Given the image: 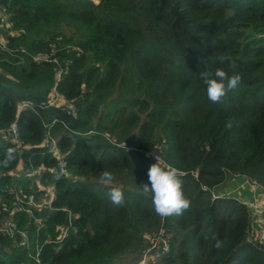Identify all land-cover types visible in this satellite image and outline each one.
I'll return each instance as SVG.
<instances>
[{
    "label": "trees",
    "instance_id": "16d2710c",
    "mask_svg": "<svg viewBox=\"0 0 264 264\" xmlns=\"http://www.w3.org/2000/svg\"><path fill=\"white\" fill-rule=\"evenodd\" d=\"M0 12V158L9 148L16 154L0 167V264H35L29 254L69 214L72 227L60 245H43V261L114 264L137 248L161 224L141 189L157 163L151 149L161 167L177 169L191 202L166 218L178 246L171 240L151 264H179L182 255L185 264H264L247 207L220 185L229 174L264 187V0H0ZM53 51L59 63L33 60ZM63 65L56 88L65 102L51 106ZM209 67L241 76L220 103L200 76ZM23 101L31 104L18 111ZM13 122L29 146L20 152L8 135ZM47 130L67 175L57 177L56 157L40 147ZM104 170L114 184L98 183ZM49 187V207L13 211L15 194L39 201ZM111 187L123 191L122 205L111 202ZM9 221L15 235L4 231Z\"/></svg>",
    "mask_w": 264,
    "mask_h": 264
},
{
    "label": "built area",
    "instance_id": "2783aa9c",
    "mask_svg": "<svg viewBox=\"0 0 264 264\" xmlns=\"http://www.w3.org/2000/svg\"><path fill=\"white\" fill-rule=\"evenodd\" d=\"M1 15V13H0ZM0 47L5 48V41L0 37ZM80 51V48L78 49ZM33 60L37 62H45V63H59L58 57L53 53H37L32 55ZM67 69V66L63 65V68L59 69L56 72V84L51 89L49 94V104L51 106L62 105L65 102V97L57 90V84L61 80L62 72L64 73ZM51 97V98H50ZM30 102L23 101L21 105H19L18 111H20L23 107L30 106ZM9 139L16 144V147L19 152L24 148L29 147L28 145H24L21 140L18 139L17 136V129L16 123L13 122L9 128ZM47 148L48 152L52 153L57 161H58V172L57 177H61L63 175H67L69 172L67 170V161L64 154L60 151L59 146L57 144V139L54 137L49 130L46 131L44 140L40 144V147ZM147 155L152 157L155 161V157L158 155L155 149H151L147 152ZM159 156V155H158ZM159 160L161 163L165 164L162 158L159 156ZM34 171H41L40 167ZM234 177L239 178L237 175H230L227 176L224 183L228 184L230 180L234 179ZM244 180V179H241ZM246 182L249 184V191L251 197L249 198H242L240 196H234L233 198L236 199L238 202L244 204L248 211H249V218H250V231H249V238L255 240L263 249L264 252V199L261 198V191L264 190V187L258 184L256 181L251 179H246ZM206 189V187H203ZM12 192V191H10ZM214 197L222 196V192L213 193ZM233 196V195H232ZM50 200L45 196L42 197L39 201H36L33 195H30L27 200L22 199L19 195L15 194V204L13 211H24L29 215L32 214L31 207L40 209L43 206H50ZM69 222L64 225L56 226V233L57 235L55 238H51L48 233V238L45 242L36 245L35 252L29 254L35 264H49L45 262L40 257V252L42 247L46 243H53L54 245L58 246L61 244L62 240L67 236L69 229L72 227L71 225V214H69L68 218ZM164 219L161 218V222ZM38 224V229L42 228V219L35 218L34 220ZM169 228L162 223L159 227L152 231L144 234V241L146 242V246L141 251L140 254V261L138 264H149L150 262H157L159 261L165 254H167L171 250V237L169 233ZM6 233L14 234L16 231V226L12 221H9L4 228ZM18 235L26 239L27 235L25 231H18Z\"/></svg>",
    "mask_w": 264,
    "mask_h": 264
},
{
    "label": "clouds",
    "instance_id": "9594fccd",
    "mask_svg": "<svg viewBox=\"0 0 264 264\" xmlns=\"http://www.w3.org/2000/svg\"><path fill=\"white\" fill-rule=\"evenodd\" d=\"M231 69H236L237 65H229ZM200 76L207 86V97L213 103L222 102L223 98L231 90H234L241 82L239 74L229 75L228 71L221 68L209 67L208 70L201 72ZM233 122H226V129L233 128ZM16 154L14 148H9L0 158V167L7 168L15 161ZM157 163L151 165L148 171V183L141 186L144 194H151V200L155 213L162 219L172 216H181L190 207V200L183 192V182L178 176L177 169L174 167L164 168L160 165L159 156L155 157ZM115 174L104 170L100 173L98 183L101 186H110L115 183ZM111 202L120 206L124 203L123 191L118 187H111L108 193ZM223 241L216 239L215 247L221 248Z\"/></svg>",
    "mask_w": 264,
    "mask_h": 264
},
{
    "label": "rangeland",
    "instance_id": "374dc122",
    "mask_svg": "<svg viewBox=\"0 0 264 264\" xmlns=\"http://www.w3.org/2000/svg\"><path fill=\"white\" fill-rule=\"evenodd\" d=\"M16 171H22L21 163H19V167H17V169L15 171H10L9 173L11 175H14ZM35 173H38V171H33L32 170L30 172H26L25 175L27 177H29V178L30 177L32 178V176ZM224 181H226V180H224ZM224 181L220 185H221V189L224 192H227L226 195L240 196L242 198H244V197L245 198L251 197V194H250V191H249V184L246 182V179L241 180V179H238L237 177H234V179L233 180L231 179L228 184L224 183ZM35 182H38V181L35 180ZM214 193L216 194L217 191L215 190ZM52 195L53 194L51 192V188L50 187L47 188L46 197L50 201L52 200ZM261 198L264 199V190L261 191ZM162 223H164V225L169 228L168 231L170 233V237H171L172 243L175 246H178V240H180V238H179V235H178L177 231L173 228V226L171 225V223H169V222L166 221V219H164L161 222V224ZM145 246H146V242L144 241L143 243H141L134 250L124 252L123 255L121 256V258H119V260H115L114 264H138L139 261H140L141 251L144 249ZM151 263H153V262H150L149 264H151ZM179 264H185V262H184V255H182V257L180 258Z\"/></svg>",
    "mask_w": 264,
    "mask_h": 264
},
{
    "label": "bare ground",
    "instance_id": "6f19581e",
    "mask_svg": "<svg viewBox=\"0 0 264 264\" xmlns=\"http://www.w3.org/2000/svg\"><path fill=\"white\" fill-rule=\"evenodd\" d=\"M237 201V200H236Z\"/></svg>",
    "mask_w": 264,
    "mask_h": 264
}]
</instances>
